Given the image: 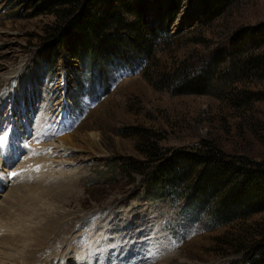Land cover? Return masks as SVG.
I'll return each mask as SVG.
<instances>
[{
	"label": "rangeland",
	"instance_id": "rangeland-1",
	"mask_svg": "<svg viewBox=\"0 0 264 264\" xmlns=\"http://www.w3.org/2000/svg\"><path fill=\"white\" fill-rule=\"evenodd\" d=\"M141 1L146 16L156 22L151 0ZM204 1L162 0L173 18L168 32L159 31L148 40L153 45L142 56L101 67L48 46L47 30L56 14L44 9L40 1L0 0V145H10L12 139L20 144L13 159L15 167L31 148L56 143L63 136L71 140L65 155L50 151L43 158L65 160L62 169L66 174L79 176L77 191L82 204L80 208L65 207L73 213L64 238L81 258L105 250L108 244L136 252L123 264H241L242 248L264 226L263 210L211 228L199 211L170 199L147 197L141 169L124 165L144 158L141 150L152 135L164 149L198 148L199 140L207 139L245 161L264 162V35L247 32L240 40L231 38L245 27L264 25V0H229L207 20ZM217 8L212 4L211 9ZM121 11L126 23L133 21V13ZM193 15L199 20L176 31ZM120 33L132 39L136 36L126 28ZM240 58L258 60L260 66L249 69L242 62L241 70L226 74L230 64ZM212 60L214 74L204 93L175 95L156 76L184 62L198 71ZM47 106L52 111L49 129L38 128L47 132L34 140L31 126L40 122L39 114ZM89 134L95 136V146L90 144ZM39 176L31 174L27 181L37 183L34 179ZM146 225L148 230L143 232ZM137 232L149 240L140 242L142 247ZM4 233L1 228L0 237ZM83 243L96 245L83 248ZM53 244H57L55 250L46 247L37 252L31 264H63L67 246L60 241ZM12 255L17 261L8 264H18L19 253ZM120 256L115 254L116 259ZM76 257L72 255L73 263ZM98 257L96 253L94 258Z\"/></svg>",
	"mask_w": 264,
	"mask_h": 264
},
{
	"label": "trees",
	"instance_id": "trees-1",
	"mask_svg": "<svg viewBox=\"0 0 264 264\" xmlns=\"http://www.w3.org/2000/svg\"><path fill=\"white\" fill-rule=\"evenodd\" d=\"M37 1L56 14V21L47 30L48 46L77 57L83 63L88 61L101 67L123 64L129 58L142 56L152 47L149 41L157 32H168L173 19L170 10L164 9L162 0H151L158 15L156 22L146 16L141 0ZM229 2L205 0V19L221 12ZM212 4L218 7L217 11L211 9ZM123 9L134 14L132 22L126 23ZM211 10L214 12L210 13ZM262 27L264 25L245 27L234 32L231 38L240 40L247 32L262 36ZM124 28L136 35L134 39L120 33ZM210 62L198 71L191 70L184 62L156 76L162 87L175 95L204 93L214 74L215 64L213 60ZM242 62L249 69L260 66L258 60L241 61L240 58L230 64L231 71L227 70L226 74L241 70ZM158 140L153 135L150 140L147 138L141 150L144 157L141 161L124 163L127 167L141 169L147 197L170 199L173 204L180 202L184 208L199 211L211 223V228L264 210V162L245 161L243 156L228 154L207 139L199 140V147L191 149H164ZM257 235L242 248L241 264H264V226Z\"/></svg>",
	"mask_w": 264,
	"mask_h": 264
},
{
	"label": "bare ground",
	"instance_id": "bare-ground-1",
	"mask_svg": "<svg viewBox=\"0 0 264 264\" xmlns=\"http://www.w3.org/2000/svg\"><path fill=\"white\" fill-rule=\"evenodd\" d=\"M1 68L2 67H0V69ZM8 78L9 77L5 80H8ZM49 112H52L51 107L47 106L39 114L41 116L40 122L36 120L31 126L33 135L32 139H42L41 134H45L44 132L46 130L48 131L49 128L47 125L51 119V117H49ZM1 121L2 119L0 118V122ZM38 123L40 124L38 125ZM6 124H8V122H6ZM40 127H44L46 130L38 129ZM28 130L24 131L25 133L22 141L26 138ZM16 132L17 137H20L21 133L18 129H16ZM11 133H13V131ZM2 135L3 134H1V136ZM88 136L90 144L95 146V136L92 134H89ZM70 144L71 140L66 136L57 139L56 143L52 141L42 143L41 147L31 148L27 155L23 157L20 163L15 167L13 165V159L21 150L20 144H18L15 139H12V143L10 145H7V143L0 145V230L1 228H5L4 235L0 237V264H8L10 261H17V259L12 255L13 252L19 253L18 264H31L35 261L34 258L37 256V252L40 253L41 250L45 251L44 249L46 247L54 249L55 245L58 244H53V242L56 241H60L63 245L65 244L67 246L66 250L63 252L64 255L62 256L64 259L63 264H66V262L67 264H123L124 259L126 260L129 258V255L136 254L135 251L134 253L133 251H131V253L127 251L125 252L124 249L117 250L115 248L116 246L110 247V245L106 244L107 247L105 250H107L108 253L105 250L98 249L93 252L91 251L92 253L90 252L89 257L84 259L80 257L81 255L79 256V250V254L77 255L76 248L73 247L70 249L72 246L70 244V240L68 241L64 238V235H67L69 232L70 228H68V222L70 219L69 217L73 212L70 214L71 211H66L65 207L68 208L69 206H75V208H80L82 204L80 202L81 198L78 192L79 189L77 188L79 176L76 172L66 174L65 170L62 169L63 165L66 164L65 160H50L49 158H43V156L50 151V154L58 152L60 156L65 155L69 149H71ZM56 166L57 168H55ZM12 173L17 174L12 175ZM31 174L40 175L38 178L34 179L37 183L27 181V178L30 177ZM50 179L52 180L51 182H49ZM120 225H122V227L129 226L127 223H124V225L122 223ZM147 230L148 225L142 227L143 232H146ZM136 235L138 236L137 242H139L140 247L143 245H141L140 242L149 241L148 238H141L139 232H137L135 236ZM142 236L145 237V233ZM93 238L95 241V236ZM103 240L104 236L102 241ZM92 245H96V243H93ZM159 245L161 246V244ZM87 246L82 247L87 248ZM97 246L99 245L97 244ZM100 252H102V254ZM85 253L87 254L88 251ZM96 253L99 254L98 259L94 258ZM116 253L117 255L121 254L119 259L115 258ZM74 254L77 256V260L73 263L74 260H72L71 257ZM137 254L141 255L140 252H137ZM138 255L136 258H139ZM55 258L57 257H53L51 259L55 260ZM146 258H148L147 255ZM44 261L49 263L48 259H42V262ZM142 262L143 261L137 262V264H142Z\"/></svg>",
	"mask_w": 264,
	"mask_h": 264
},
{
	"label": "water",
	"instance_id": "water-1",
	"mask_svg": "<svg viewBox=\"0 0 264 264\" xmlns=\"http://www.w3.org/2000/svg\"><path fill=\"white\" fill-rule=\"evenodd\" d=\"M198 14H200V13L198 12ZM194 20H196V21L199 20L198 16H196V15L190 16L188 22L184 24L185 26L180 27V28L177 29L176 31H180V30H182V29H184V28L189 27L190 25L193 24V21H194Z\"/></svg>",
	"mask_w": 264,
	"mask_h": 264
},
{
	"label": "snow or ice",
	"instance_id": "snow-or-ice-1",
	"mask_svg": "<svg viewBox=\"0 0 264 264\" xmlns=\"http://www.w3.org/2000/svg\"><path fill=\"white\" fill-rule=\"evenodd\" d=\"M17 173H12V175H16Z\"/></svg>",
	"mask_w": 264,
	"mask_h": 264
}]
</instances>
